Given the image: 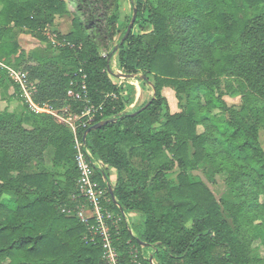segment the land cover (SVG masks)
I'll list each match as a JSON object with an SVG mask.
<instances>
[{
    "label": "trees",
    "instance_id": "trees-1",
    "mask_svg": "<svg viewBox=\"0 0 264 264\" xmlns=\"http://www.w3.org/2000/svg\"><path fill=\"white\" fill-rule=\"evenodd\" d=\"M0 3L4 60L18 50L16 29L40 34L56 17L72 16L73 28L58 36L64 44L24 68L36 82V104L81 110L68 90L82 75L93 102L118 95L93 124L115 121L83 142L109 208L122 216L114 234L124 264L132 247L142 264H152L151 256L154 264H264L252 252L257 229L264 231V0H130L138 13L123 43L132 19L121 33L123 0ZM143 25L149 29L136 33ZM115 58L135 77H119ZM137 81L156 92L140 112L153 95L129 110ZM165 88L174 90L180 111L171 112ZM226 96H241L242 105H228ZM30 119L31 128L19 112L0 120V264H106L102 247L85 239L87 226L63 211L82 202L74 199L72 131L50 113L30 112ZM86 129L78 130L82 139ZM48 152L53 166L42 169ZM206 161L227 174L231 200L218 199L193 174ZM34 164L41 169L29 171ZM109 169L117 173L114 185ZM127 213L143 217L136 234Z\"/></svg>",
    "mask_w": 264,
    "mask_h": 264
},
{
    "label": "rangeland",
    "instance_id": "rangeland-1",
    "mask_svg": "<svg viewBox=\"0 0 264 264\" xmlns=\"http://www.w3.org/2000/svg\"><path fill=\"white\" fill-rule=\"evenodd\" d=\"M154 3L156 0H152ZM2 8V4L0 3V10ZM133 8L131 6L130 0H123L122 3V10H121V33H123L126 29L128 19L133 16L132 12ZM72 16H63V17H56L55 22L51 26H47L45 30H43L42 33L37 34L33 33L27 29H16L13 34L11 35V42L16 43L18 46V50L14 52L13 54H10L8 57L9 60H4L0 58V61L5 63L7 66L14 68L19 71H24L28 78H29V72L27 70H24L27 66H34L41 63L42 60L46 59L47 57H50L53 55V53L56 51V49L59 46H62L64 43L61 42L59 39L60 34L68 33L72 29ZM148 30L149 26L148 25H143V26H138L134 30L135 32H141L144 30ZM52 45V46H51ZM6 49V47L4 48ZM113 68L115 73H120L121 71L118 68L117 64V58L114 59L113 61ZM1 71H5L0 68ZM33 82V81H32ZM36 85V82H33ZM132 84L135 86L136 89L140 90V87L142 88V85L139 81L137 82H132ZM0 91L2 93H6L9 91V94L11 93V98H15L12 101V105L10 104L8 107L5 106V110L3 111L0 110V120L3 117V115L7 112H9V108L16 106V112H19L20 116L22 117L23 121H26L28 125H32L31 119H30V112H37V113H50L54 115L58 121H64L63 119H60L57 117V115L61 116V118H66V115H70L69 113H77L80 114V109L79 110H73L69 108V112L63 111H55L51 109L50 107L39 105L41 109H32L31 106L29 105V102H27V99L25 98V95L23 91L21 90L19 84H17L13 79L10 78L9 74L5 71V73H0ZM137 91L135 90L134 92V102H136V108L141 106L145 101L146 98L148 99L150 96L153 95L152 91H147L146 97H142V95L137 96ZM36 93V92H35ZM34 93V94H35ZM164 94L167 97V100L169 102L170 110L171 112H178L180 111L179 105H178V99L176 98L175 92L171 88H165ZM138 99V101H137ZM16 102L14 105L13 102ZM225 101L228 103L230 106H236L240 107L242 105V98L241 96H226ZM14 102V103H15ZM132 103V104H133ZM183 103H186V100L184 98ZM260 105H262V102H259ZM66 109V108H65ZM133 108L129 107V110ZM54 111L55 114H53L52 111ZM188 111L190 114H193V109L188 106ZM217 113V112H216ZM67 115V116H68ZM69 121H77L75 116H71V120ZM198 131L202 133L204 131V128L202 126L198 127ZM262 138V143L264 146V130L262 131L261 134ZM49 151V150H48ZM76 162V161H75ZM53 166V157L52 155L48 152L46 154L45 158V166L42 169H47V168H52ZM41 169L38 165L32 166L29 168V171L34 172L38 171ZM66 168H61L59 169L61 172H63ZM193 174L201 178L206 182V184L210 187V189L214 192L216 197L218 199H227L231 200L232 199V194L230 189H228L225 186V179L227 177L226 173L218 172L216 168H214L213 165H211L210 162H204L201 165V168L194 171ZM10 197L7 196L4 198L5 201L9 200ZM261 202H264V196H260ZM236 202L240 201L237 199L235 200ZM127 215H130V213H127ZM132 221L136 222L139 224L141 222V217L140 218H132ZM135 226V223H133ZM141 224V223H140ZM136 228V227H135ZM134 231L137 233V228ZM255 240L253 241L252 244V252L255 255H259L264 257V231L261 229H257L255 233ZM148 251V250H147Z\"/></svg>",
    "mask_w": 264,
    "mask_h": 264
},
{
    "label": "built area",
    "instance_id": "built-area-1",
    "mask_svg": "<svg viewBox=\"0 0 264 264\" xmlns=\"http://www.w3.org/2000/svg\"><path fill=\"white\" fill-rule=\"evenodd\" d=\"M0 68L5 70L10 78L19 84L31 108L41 109L33 101L37 87L30 81L27 74L24 71L9 67L1 61ZM5 71L0 70V73H5ZM68 96L83 104L80 114L71 112L68 115L67 112L70 110L66 108L64 109L68 115L66 118L57 115L64 120L62 123L72 129L74 135L75 161L79 172L77 179L78 197L74 196V199L79 198L82 202H79L75 207L63 208V211L75 215L87 226L85 239L102 247L106 264H124L121 253L116 246L117 238L114 234L115 229L118 231L122 216L117 215L109 208L110 197L107 195V190L95 179L96 164L93 162V155L89 149H85L84 139L78 135V130L90 127L98 117L103 115L105 102L117 99L118 95L115 93L108 94L105 101L98 104L93 102L89 95L86 75H82L80 81L71 83ZM52 112L55 114L54 111ZM71 116H75L77 121H69ZM141 258L142 255L138 248L132 247L129 264H142Z\"/></svg>",
    "mask_w": 264,
    "mask_h": 264
},
{
    "label": "crops",
    "instance_id": "crops-1",
    "mask_svg": "<svg viewBox=\"0 0 264 264\" xmlns=\"http://www.w3.org/2000/svg\"><path fill=\"white\" fill-rule=\"evenodd\" d=\"M136 90H138L137 91V96H139V95H142V97H146L147 96V94H146V92L148 91V90H146V89H143V88H141L140 87V90L139 89H136ZM11 96V93L9 94V91L8 92H6V93H2L1 91H0V107H2L4 110L6 109V108H4L5 106H9L10 104L12 105V101L15 99V98H11L10 97ZM146 100H147V98H146ZM137 101H138V99H137ZM15 102V101H14ZM13 102V104L15 105L16 104V102L14 103ZM136 102H134L133 104H131V106H130V108H133V109H136V104H135ZM2 108H0V110L2 109ZM16 108V106H14V107H11V108H9V112H16L15 109ZM3 109L1 110V111H3ZM133 109H131V110H133ZM61 123H62V121H60ZM64 125H66L65 123H63ZM24 126L25 127H27V128H31V125H28V123L26 122V121H24ZM67 127H69L68 125H66ZM70 128V127H69ZM70 130L72 131V129L70 128ZM73 133V132H72ZM109 180H110V183H111V185H114L115 183H116V180H117V173H116V171L114 170V169H109ZM140 218L141 217V224H142V222H143V217H142V215H140V214H138V213H130V215H127L126 216V219L128 220V222H129V224H130V226H131V228L133 229V232L135 233V231H134V228L136 227V228H140L141 227V224L139 223V224H137L136 222H134V221H132V218L133 219H135V218ZM133 223H135V226H134V224ZM135 228V229H136ZM136 234V233H135Z\"/></svg>",
    "mask_w": 264,
    "mask_h": 264
},
{
    "label": "water",
    "instance_id": "water-1",
    "mask_svg": "<svg viewBox=\"0 0 264 264\" xmlns=\"http://www.w3.org/2000/svg\"><path fill=\"white\" fill-rule=\"evenodd\" d=\"M137 13H138L137 9L134 8L132 19H131V21H130V23L128 25L127 31H126L123 39H122V43L130 35V33H131L132 29H133V26L135 24L136 18H137ZM117 49H118V46H116L115 49L111 52V55H113ZM118 76L121 77V78H133V77H135L134 75L124 74L122 72L118 73ZM155 94H156V92L154 90V94H153L152 99L144 107H142L141 109H139L138 112L144 110L152 102V100L155 98ZM114 121H115V119H107V120H103V121H100V122H97V123L91 125L90 127H88L86 129V131H85V133L83 135V139L86 140L88 134L92 130L101 128V127L105 126L106 124L111 123V122H114ZM109 190H110V193H111L113 199L116 201V198H115V195H114V191H113V188H112L111 185H109ZM143 245L148 246L147 243H143ZM150 260H151V263L154 264L153 256L150 257Z\"/></svg>",
    "mask_w": 264,
    "mask_h": 264
}]
</instances>
